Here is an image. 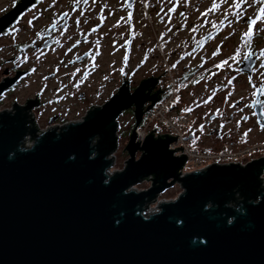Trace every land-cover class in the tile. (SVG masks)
<instances>
[{
	"label": "water",
	"instance_id": "water-1",
	"mask_svg": "<svg viewBox=\"0 0 264 264\" xmlns=\"http://www.w3.org/2000/svg\"><path fill=\"white\" fill-rule=\"evenodd\" d=\"M31 2L0 17V32ZM149 80L41 133L20 107L0 111V264H264V156L181 176L179 136L138 131L144 104L160 100L145 93ZM131 107L128 158L111 170ZM175 184L182 191L148 213Z\"/></svg>",
	"mask_w": 264,
	"mask_h": 264
},
{
	"label": "flooded vegetation",
	"instance_id": "flooded-vegetation-1",
	"mask_svg": "<svg viewBox=\"0 0 264 264\" xmlns=\"http://www.w3.org/2000/svg\"><path fill=\"white\" fill-rule=\"evenodd\" d=\"M22 1L0 0V17ZM220 38L222 43L212 45ZM262 51L264 0H32L0 32V111L13 113L20 107L32 120L29 126L41 133L81 121L122 86L132 92L150 79L145 93L161 99L167 92L163 60L184 65L176 107L184 100V86L210 80L207 76L217 68L224 72L211 78L209 94L193 92L186 98L194 111L190 141L215 147L251 131L264 134ZM209 63L218 66L207 68ZM103 65L110 75L100 81ZM104 88L110 89L107 99L93 103ZM158 102L148 111L152 101L144 104L138 127ZM207 109L213 111L203 121ZM133 110L118 117L132 115L129 135L136 121ZM32 138L27 133L24 139Z\"/></svg>",
	"mask_w": 264,
	"mask_h": 264
},
{
	"label": "rangeland",
	"instance_id": "rangeland-1",
	"mask_svg": "<svg viewBox=\"0 0 264 264\" xmlns=\"http://www.w3.org/2000/svg\"><path fill=\"white\" fill-rule=\"evenodd\" d=\"M222 43V39L220 38L217 41H212V45H217L218 43ZM173 61V59H172ZM188 66L191 64H187ZM182 66H184L183 64L181 65H172L170 61H165L163 60L162 63L160 64L161 70L163 71L164 75H163V81L162 83H164V85L167 86V92L166 94L162 97V99L164 97H168V95L170 94V89L173 86V83L175 84V97L173 99V101L171 102L170 106H168V109L165 110L163 113L165 114L166 118H170V121L177 123L178 120L181 118V116L186 115L187 112H189L190 114V119H189V124L191 123V120L193 119L194 116V111L192 109H190L187 102L188 100H186V98L189 96V94H192L193 92H195V94H199L201 91H205V94H209L210 92V88H211V84L213 82V77H217L219 75H217V73H220V76L223 75L224 70H218L217 68L212 69L211 72L212 74H209L207 77H209L210 80H202V82L194 87L191 86H184L185 89L182 91L183 96H184V100H181L180 102L176 103V107H173V104L175 103V99L177 96V93L179 91V89L181 88L179 86V82H180V77H179V71L181 70ZM218 66L217 64H213V63H209L206 65L207 68H214ZM227 66H229V64H227ZM226 67V65L224 66ZM103 71H105L106 73L103 74L101 71L98 74V79H100V81H104L102 79V77L104 75L109 76V69L108 66L103 65ZM217 71V72H216ZM216 72V73H215ZM97 76V75H96ZM141 76V75H140ZM135 79L139 78V74H136ZM218 78V77H217ZM218 82V79L217 81ZM109 84H111L112 86H116L115 82H108ZM203 84H205V86H201ZM25 87L26 85L23 84V86L20 88V92L25 91ZM90 87V86H87ZM113 90V88L111 89ZM110 89L108 88H104L102 90V93H99L95 98L92 99L93 103H102L104 100L107 99V96L109 95ZM161 99V100H162ZM158 108V109H157ZM159 108H160V104L155 106L153 110H151L145 117L143 124L138 127V131L143 134L144 136H146L147 134L151 133L152 131H154V136L157 137L159 135L162 134H170V125L168 128V124L167 122H160L163 121L164 119L160 118L157 119H151V114L155 113L157 110V113H159ZM189 108V109H188ZM208 111L201 113L202 114V119L203 121L208 117V115L210 114L211 111H213L212 109H207ZM79 116V114H78ZM77 116V118H78ZM180 117V118H179ZM148 120V122H147ZM120 124L118 127V135H119V139H118V145L119 148L118 150L115 152V158H114V164L111 168V170H119L122 169L123 164L125 162V160L128 158V154L126 151H124V146L127 144L128 139H129V131H130V124L132 122V115L131 114H123L121 115V117L119 118ZM192 126V124H191ZM189 127V126H188ZM184 136V140L185 143L187 145H192V148H196L198 151H205V152H212L213 151H220L225 145L227 144H232L235 148H241V147H245V146H255V145H263L264 144V134L262 132H250L249 135L245 138L242 137H235L237 139H230V140H226L220 144H218L217 146L214 147V145L211 144H195L192 143L190 141V135L188 133V129L183 133ZM173 135V134H171ZM175 136V135H174ZM175 143V142H174ZM178 145H181V143H179ZM180 152L179 150L176 151V153ZM140 155V152L136 153V158H138ZM264 156V148H259L253 151L252 155L250 156H246V160L247 161H252L254 159L260 158ZM184 171L186 172H190L193 171V166L191 165H185L184 167ZM151 185V181L148 180H144L142 183L138 184L137 186H135L136 190H143V189H147L149 186ZM182 191V189L179 187L178 184H175L169 188H166L161 194L158 195V198L155 200L156 202L153 204H150L149 208H148V213L151 212H155L158 210L157 205L160 203V201L163 200H170V199H174L180 192ZM153 210V211H151ZM150 211V212H149Z\"/></svg>",
	"mask_w": 264,
	"mask_h": 264
},
{
	"label": "built area",
	"instance_id": "built-area-1",
	"mask_svg": "<svg viewBox=\"0 0 264 264\" xmlns=\"http://www.w3.org/2000/svg\"><path fill=\"white\" fill-rule=\"evenodd\" d=\"M175 84L173 83V86L170 89V94L168 95V97H164L162 100H160L158 102L157 105L160 104V108H159V113H157V110L155 113L151 114V119H159L160 116L162 119H164L163 121L160 122H167L168 124V128L170 125V135L174 136V137H178L179 138L177 140H175L172 144H171V148L176 149L178 147H183L184 149H180L178 153L175 152L176 156H181V155H187V159H186V163L184 164L183 168L180 170V175H184L185 173H187L186 171H184V167L185 165H191L193 166V170H198V169H203L211 164L214 163H218V164H230L231 162H242V164H246L247 161L246 160V156H250L252 155L253 151L259 148H264V144L263 145H255V146H243L241 148H235L232 144H227L225 145L220 151H213L212 152H205V151H198L196 148H192V145H187L185 143V140L183 138L184 136V132L188 129L189 126V119H190V114L189 112L186 113V115L181 116V118L178 120L177 123H174L172 121H170V118H166L165 114L163 113L165 110L168 109V106H170L171 102L173 101L176 93L174 91L175 89ZM156 105V106H157ZM158 109V108H157ZM148 122V120H147ZM179 143H181V145H178ZM150 176H149V180H150ZM261 180L262 183L264 185V171L261 175Z\"/></svg>",
	"mask_w": 264,
	"mask_h": 264
},
{
	"label": "snow or ice",
	"instance_id": "snow-or-ice-1",
	"mask_svg": "<svg viewBox=\"0 0 264 264\" xmlns=\"http://www.w3.org/2000/svg\"><path fill=\"white\" fill-rule=\"evenodd\" d=\"M232 6L238 8V7H239V4H238V3H234ZM215 7H216V5L214 4V5H213V9H210V11H211V10H214ZM257 18L259 19L260 17L258 16ZM253 23H255V21H253ZM250 33H251V27H250V29H249V32L246 33L245 35H246V36H247V35H250ZM261 56H264V51L261 52ZM245 58L247 59L248 57L246 56ZM224 63H227V61H225Z\"/></svg>",
	"mask_w": 264,
	"mask_h": 264
},
{
	"label": "clouds",
	"instance_id": "clouds-1",
	"mask_svg": "<svg viewBox=\"0 0 264 264\" xmlns=\"http://www.w3.org/2000/svg\"><path fill=\"white\" fill-rule=\"evenodd\" d=\"M161 99H162V98H161ZM161 99H160V100H161ZM160 100H159V101H160ZM157 104H158V103H157ZM114 155H115V153H114Z\"/></svg>",
	"mask_w": 264,
	"mask_h": 264
},
{
	"label": "bare ground",
	"instance_id": "bare-ground-1",
	"mask_svg": "<svg viewBox=\"0 0 264 264\" xmlns=\"http://www.w3.org/2000/svg\"><path fill=\"white\" fill-rule=\"evenodd\" d=\"M157 207H158V205H157ZM151 211H153V210H151ZM150 212V211H149Z\"/></svg>",
	"mask_w": 264,
	"mask_h": 264
},
{
	"label": "trees",
	"instance_id": "trees-1",
	"mask_svg": "<svg viewBox=\"0 0 264 264\" xmlns=\"http://www.w3.org/2000/svg\"><path fill=\"white\" fill-rule=\"evenodd\" d=\"M146 117V116H145Z\"/></svg>",
	"mask_w": 264,
	"mask_h": 264
}]
</instances>
